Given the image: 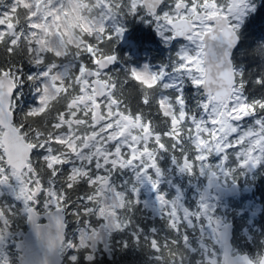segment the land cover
Returning a JSON list of instances; mask_svg holds the SVG:
<instances>
[{"label":"snow or ice","instance_id":"1","mask_svg":"<svg viewBox=\"0 0 264 264\" xmlns=\"http://www.w3.org/2000/svg\"><path fill=\"white\" fill-rule=\"evenodd\" d=\"M207 2L82 0L80 16L92 30L84 31L83 24L73 27L79 44L64 43L59 29L60 21L72 10V0L58 4L56 0H34L25 18L30 30L27 34L13 17V12L19 11L16 0L0 15V44L6 45L0 61V184L15 177L18 190L13 195L23 202L27 220L47 249L75 250L68 256V264H81V254L92 264L95 241L100 238V232L93 228L90 232L80 229L76 239L65 240L66 216L79 219L93 211L78 207L74 193L98 185L95 192L78 198L99 204L95 215L104 218L101 227L109 228L108 235L131 223L130 218L121 222L113 206L97 199L102 195L99 186L107 185L110 178L100 169L108 172L111 167L114 171L139 159L143 166L134 178L143 175L157 189L165 173L156 156L169 152L170 165L177 171L189 175L197 170L200 175L207 172L209 187L218 176L226 177V184L230 177L232 191H238L239 175L264 170V0H211L219 24L216 19H201L186 31L178 29L177 20L191 18L193 10L209 11ZM102 5L99 16L93 15ZM109 19L111 25L105 23ZM10 20L18 36L9 29ZM136 22L148 31L154 29L156 36L176 49L170 63L153 70L149 64L137 65L130 58L125 62L128 53L121 54V45L128 25ZM69 53L77 63L57 71L60 59ZM154 117L166 127L156 129ZM40 120H44V128L37 126ZM246 120L252 123L245 130L240 122ZM9 137L19 145L14 154L4 142ZM189 137L191 151L183 147L184 138ZM70 155L83 160L84 165L71 164ZM93 169L97 171L93 173ZM57 179L62 183L59 189L55 187ZM136 193L132 188V198L125 200L124 193L116 192L114 205L131 208L139 203ZM181 195L178 187L171 199L157 191L160 205L172 206L171 212H166L167 224L177 233L176 205ZM206 197V192L201 194L199 211L184 208L183 213L185 220L190 215L204 217L212 235L221 233L214 243L223 249V259L216 260L213 249L207 264H264V252L255 258L246 253L232 255L228 239L231 226L215 215V205ZM242 211L246 233L257 217L264 221V205L246 201ZM41 215L47 217V223H38ZM10 223L5 209L0 208V241L8 235ZM84 224L89 221L85 219ZM137 228L144 231L139 225ZM150 231L155 233L156 228ZM131 236L139 240L138 232H131ZM182 240L188 244L187 233ZM171 243L178 244L179 240L172 239ZM127 246L124 240L121 247ZM150 246L160 251V241L155 237L150 239ZM168 255L175 254L169 251ZM157 259L163 261L164 256ZM43 264H47L46 259Z\"/></svg>","mask_w":264,"mask_h":264},{"label":"trees","instance_id":"2","mask_svg":"<svg viewBox=\"0 0 264 264\" xmlns=\"http://www.w3.org/2000/svg\"><path fill=\"white\" fill-rule=\"evenodd\" d=\"M211 1V0H210ZM13 0H1L0 15H3L4 11L8 10V5L11 4ZM82 0H74L75 6L72 8V12H77V19L80 18V6ZM16 4L19 6L18 12H13V17L17 18L15 23L19 28H23L25 34L29 32L26 22V16L30 13V9L27 8L24 4L16 0ZM211 5L215 6L214 3ZM103 11V5L100 8H96L93 12V15L99 16L100 12ZM121 19L120 17H117ZM130 19V18H129ZM9 22L14 24L13 20ZM71 25V30L73 38L78 41V44L81 43L79 37L73 32V27L77 24L72 23L69 20ZM84 30V29H83ZM18 31V30H17ZM85 31V30H84ZM155 30L152 31L146 30V26H140L139 22L136 24L128 25V40L133 39L134 44L132 45L130 41L123 43L121 45V54L124 52L128 53V57H124L125 62L128 58L134 64H143L147 63L153 70H157L161 64L170 63L174 59L175 48H172L170 44H165L159 36L154 34ZM18 36V34H17ZM70 42V38L67 37L66 44ZM6 45L0 44V61L5 57L4 48ZM23 47V44L21 45ZM136 48H138L136 50ZM136 50V51H135ZM19 51V50H18ZM14 59L18 57L14 56ZM77 61L74 58L72 53H69L67 56L62 57L59 61L57 71H63L66 64H76ZM240 63H243L242 61ZM240 63L237 64V67L240 66ZM253 71L256 70L253 66ZM44 106L42 105L43 110ZM52 118V113H49L48 119ZM156 120V129L160 130L166 127V124L160 120L159 117H154ZM37 126L44 128V120L37 122ZM131 126L135 127V124L132 123ZM243 127L242 129H247ZM183 138V137H182ZM189 138H184L183 147L191 151L192 145L189 142ZM169 152H161L156 156L159 166L164 171V176H162L163 184L159 187V191H162L166 194L167 199H171L175 195L174 185L180 186L185 193V199L183 201L186 208L190 211H198V194L195 192L191 184L200 178L199 171H194L191 175L188 173H182L177 171L175 165H170ZM179 155V152H177ZM69 162L76 165H84V161L77 159L74 156L69 157ZM139 170V168H133V166L127 165L126 167L120 168L117 167L113 171L111 167L108 168V172H104L103 169L99 171L104 175H109V181L107 185L99 186L102 191V195L97 199L99 201L105 202L108 198H116V192L124 193V199L129 200L132 198V188L137 189L136 197L139 200V203L134 204L131 208L125 204L124 207H116L114 202L110 205L113 206L114 211L116 212L117 218L123 221L125 218H130L131 223L123 228V230H111L109 233L108 227H101L105 224L104 218L97 217L95 215V210L99 207V204L94 201H81L78 198V195H87L91 192H95L98 185L94 184L90 188L85 189L84 192L78 194L74 193L73 198L76 200L78 207H91L93 211L87 215L81 214L79 219L74 218L71 214H68V233L67 239H76L79 234L80 229H84L85 232H90L93 228L98 231L101 228H104V238L99 239L95 243L94 251V261L92 264H207L203 254L200 252L202 249V243L207 242L210 245H215V237L211 234V231L205 227L200 229L199 225L205 223L204 220H198L196 216L190 215L188 221L183 219L182 214L179 215V233L172 231L168 224V215L166 212H171L168 208V205L161 206L159 201H157L155 195L149 196V193H152V185L147 186L141 184V180L135 179L134 175ZM97 170L93 169V173ZM250 173L249 171L241 174L237 177L240 181H245L249 184H252L255 179L257 193L261 199V205H264V170L257 169L254 172L249 174L251 178H245L246 174ZM176 174V179L174 175ZM208 175H203V178L199 181V187L202 185V182L207 178ZM173 177V178H172ZM222 179L226 180V177L221 176ZM171 179L172 184L169 185V180ZM12 177L9 179L10 186L16 190V185L11 181ZM227 180H231L230 177ZM255 182V181H254ZM190 187L189 191L184 190V187ZM55 187L59 189L62 187L60 179L56 180ZM245 197L238 199H232L228 202L226 209H222L220 206H215L216 211L222 215L225 213V218L229 221H233L235 224V236H234V245L235 247L242 252L250 253L253 258H255L259 253L264 252V228L261 227V223L264 221L260 220L257 217V222L252 224L250 232L246 233L245 228L247 227L246 221L243 219L244 212L242 211V206L245 204ZM255 203V202H254ZM43 202L41 203V211ZM256 204V203H255ZM257 205V204H256ZM0 208H4L6 214L9 216L11 223L8 228V234L11 235L19 234L20 230H26L25 223V214L23 212V202L17 200L9 189H6L2 184H0ZM87 219L89 224H84V220ZM137 225L140 228L144 229L143 232H139ZM2 226V225H0ZM156 228V232L152 233L151 228ZM136 231L139 233V240L134 241L131 236V232ZM187 233L188 235V244H185L182 240L183 234ZM252 233L251 238L249 235ZM155 237L160 241V251H155L150 246V239ZM148 238V239H146ZM179 240L178 244H172L171 240ZM124 240L128 241L127 248L121 247V244ZM167 243V249L164 247L165 242ZM91 244L90 241H88ZM107 244V248H105ZM7 254L9 255L10 264H17V252L13 244L12 237L8 243L5 245ZM91 251L92 249H88ZM75 250H67L62 252L64 257V264H68V256L72 254ZM171 251L175 255L169 257L168 252ZM158 256H164V260L161 261L157 259ZM81 264H89L88 261L83 260L82 254L80 255ZM2 262V257H0Z\"/></svg>","mask_w":264,"mask_h":264},{"label":"water","instance_id":"3","mask_svg":"<svg viewBox=\"0 0 264 264\" xmlns=\"http://www.w3.org/2000/svg\"><path fill=\"white\" fill-rule=\"evenodd\" d=\"M204 17H206V12L196 13L193 19H186V18L178 19L176 22V26L178 27L179 30L186 31L193 25L195 21H199L201 20V18ZM208 19H216L217 24H219L218 14L210 16ZM212 27H214V25ZM12 31L14 32V28L12 29ZM209 58H211V52H209ZM2 82L3 81H0V83ZM4 142L8 143L9 145L10 154H14L15 149L19 147V145L16 144L11 137H9ZM237 186H238V191H232L230 189H232L233 185L229 187L221 186L219 185V178H214L211 187H209V179H208L205 187L203 188L202 193L205 192L207 193L206 198L208 200L211 197L212 191H214L218 194L217 202H220L222 198L226 199L240 195L241 193L240 185L237 184ZM41 219H44L45 221L40 222ZM38 223L40 224L47 223V217L41 215L38 220ZM27 224H28V231L26 232V234L23 231H21L20 235H22L23 238L16 242L17 250L20 251L19 253L20 264H43L45 259L47 260V264H63L61 251L59 249H56L50 252L45 246L44 241L37 236L35 229L28 220H27ZM226 224L231 226L229 230L228 239L232 251L234 225L232 223H226ZM66 232H67V225H66L65 235ZM217 235L219 236L221 235V233L217 232Z\"/></svg>","mask_w":264,"mask_h":264},{"label":"rangeland","instance_id":"4","mask_svg":"<svg viewBox=\"0 0 264 264\" xmlns=\"http://www.w3.org/2000/svg\"><path fill=\"white\" fill-rule=\"evenodd\" d=\"M17 1H19V2H21L22 4H24L25 6H27V8L28 9H30V10H32V8L34 7V0H17ZM56 3L58 4V3H60V0H56ZM211 1L210 0H208V2H207V8H210L211 7ZM73 6H75V4H74V0H72V8H73ZM51 7H55V5H52ZM193 12H194V10H193ZM192 12V13H193ZM42 14V13H41ZM41 14H38L37 15V17H36V19L37 20H39L40 18H41ZM76 14H77V12H75V13H73L72 12V10L71 11H69V13H68V15L66 16V17H64L61 21H60V24H59V29H60V31H62L63 32V34L65 35H67V36H69V38H70V40L71 41H75L77 44H78V41H76V39H74V38H72V36H73V34H72V30H71V25L69 24V20L72 22V23H74V24H83V29L85 30V31H91L92 29H91V27L89 26V24H87V23H83V20H82V17L80 16V18L79 19H77V16H76ZM13 26V23H11V22H9V28L10 27H12ZM16 32V34H18V31L16 30L15 31ZM62 39V38H61ZM133 122L131 121V120H129V124L131 125ZM129 166H133V168H140V167H142L143 166V164L141 163V161L139 160V159H136V160H134V162H133V164H130ZM255 170H257V169H252L251 171H249L250 173H248V174H246V176H245V178H251V176L249 175V174H251V172H254ZM206 175H207V172H206ZM176 176V174L174 175V177ZM142 177V176H141ZM208 177V176H207ZM173 178V177H172ZM203 178V175H200V178H198V180H195L192 184H191V186L193 187V189L195 190V192L200 196L201 195V193H202V188H203V185L201 186V187H199V181H200V179H202ZM175 179H176V177H175ZM139 180H141V184H143V185H146L147 184V181H145V179H143V181H142V179L140 178ZM15 185H16V187H17V189H18V181L15 179V177H12V180H11ZM255 182L257 181V179H255L254 180ZM163 184V181H162V179L160 180V186ZM170 184H172V181H171V179L169 180V185ZM159 186V187H160ZM179 186V185H178ZM190 186V187H191ZM180 187V186H179ZM190 187L188 186V187H184V190H187V191H189V189H190ZM244 194L245 195H247V193L246 192H249V189H251V187L250 186H248V182H247V180L245 179V181H244ZM175 188H176V186H175ZM246 190V191H245ZM184 193H186V191H184ZM152 195V193H149V196H151ZM153 195H155L156 196V198L155 199H157V194H153ZM198 196V197H199ZM215 197H216V195H213V197H212V199L210 200V205L211 204H216V201H215ZM200 198V197H199ZM116 200V198L114 197V198H108V199H106L105 200V202H104V204H107V205H111L114 201ZM158 201V200H157ZM181 205L183 206V207H181ZM198 205V204H197ZM258 207L260 206V205H257ZM171 205H168V208H169V210L171 211ZM226 205L224 206V209H226ZM176 208H177V216H178V214L179 213H183V209L184 208H186L185 207V205H184V203H183V197H179V203L176 205ZM198 211H199V209H198ZM170 213V212H169ZM25 214V213H24ZM183 215H184V213H183ZM217 215H219L218 213H217ZM25 216H27L26 214H25ZM225 216V215H224ZM204 218V217H203ZM109 219V221L111 220V217H109L108 218ZM204 220H205V223L203 224V226L205 225L206 226V228H208L210 231H211V228L207 225V222H206V219L204 218ZM180 221V220H179ZM100 232V238L99 239H103L104 238V235H105V232H104V228H101V230L99 231ZM79 235V234H78ZM11 237H12V240H13V244H14V242H15V244H16V242L19 240V239H21V235L20 234H14L13 232L11 233V235L10 234H8L7 236H6V238L3 240V241H0V257H2V259H4V257L7 255L8 257H9V255L4 251L5 249H3L4 248V246L6 245V243H8L9 241H10V239H11ZM99 239H97V240H99ZM96 240V241H97ZM96 241H95V243H96ZM91 243H92V241H90ZM215 245H217V247H215V246H213V245H210L209 243H207V242H203L202 243V249H201V253L203 254V256H204V258H205V261H206V263H207V259L211 256V254H212V251H213V249L215 250V259L216 260H218V261H220V254H219V252H218V244H216L215 243ZM238 251V250H237ZM9 261H10V259H9ZM11 262V261H10ZM0 264H2V262L0 261Z\"/></svg>","mask_w":264,"mask_h":264}]
</instances>
